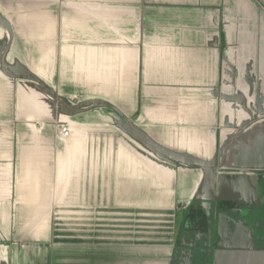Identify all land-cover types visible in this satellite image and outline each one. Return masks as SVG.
<instances>
[{"label":"crops","instance_id":"obj_1","mask_svg":"<svg viewBox=\"0 0 264 264\" xmlns=\"http://www.w3.org/2000/svg\"><path fill=\"white\" fill-rule=\"evenodd\" d=\"M0 17V264H189V209L264 216V0H0ZM227 219L209 263L264 264Z\"/></svg>","mask_w":264,"mask_h":264},{"label":"flooded vegetation","instance_id":"obj_2","mask_svg":"<svg viewBox=\"0 0 264 264\" xmlns=\"http://www.w3.org/2000/svg\"><path fill=\"white\" fill-rule=\"evenodd\" d=\"M259 177L261 180L260 184L264 185V173H260ZM260 188H261V190H263L262 192H264V186H260ZM218 202L215 204L214 208L209 206L208 217L206 214L207 208H205L204 206H202L203 209H202L201 213H200V211L197 213L196 210L193 208L189 209L185 213L180 231L182 234V233H185L184 230H188V234H189V235H187L188 246H187V248L184 249L187 258L191 255L190 250L192 249L193 245H194V247L197 246V248H199V249L204 247L201 245L202 243L207 245L206 240L208 239V236H209L208 235L209 234L208 228H211L210 229V232L212 234L211 242H212L213 246L209 250V253H208L209 256H207V259L204 258L205 260H209L210 255L213 254L214 249H215V247H217V244L221 238V237H218L219 224L227 218H228L227 220L232 221L231 218L237 219L238 217H240V220L242 222H243V220L245 221V219H247L248 222H251L254 225L258 224V228L264 226V216H262L257 211L256 212L253 211L254 214L252 212L251 213L250 212L248 213L247 211L244 212L243 205L239 204L238 202H229V201H225V202L221 201L219 203ZM246 210H248V209H246ZM210 213L212 214V216ZM256 214H258V215H256ZM248 215H249V217H247ZM208 220H209V222H208ZM217 222H218V228H216ZM239 226L242 227V225L240 223H239ZM262 231H264V229H262ZM196 232H201L202 236L199 238H196V236L194 235ZM259 236L260 237L262 236V238H264V233H262ZM254 238L256 239V237H254ZM256 240H259V239H256ZM261 241H263V240H261ZM203 249L206 250L205 248H203ZM205 252L206 251H204V254H205Z\"/></svg>","mask_w":264,"mask_h":264},{"label":"water","instance_id":"obj_3","mask_svg":"<svg viewBox=\"0 0 264 264\" xmlns=\"http://www.w3.org/2000/svg\"><path fill=\"white\" fill-rule=\"evenodd\" d=\"M0 23L3 25V26H5L7 29H8V31H10V27L8 26V24H7V22L6 21H4L1 17H0ZM59 102L60 103H62L63 102V104L62 105H64L65 107H68V108H70V110L71 111H78V110H80V108H79V106L76 104V105H72V103H70L69 101L67 102V100H66V98H63L62 100H60L59 99ZM92 105H95V106H106V107H110L112 110H114L117 114H118V116H120L121 117V121L122 122H125L126 123V125L129 127V129H130V127L133 129L132 131L134 132V134H135V137H136V139H139L140 141H143L146 145H148V146H150L151 148H152V150L153 151H155L156 153H159L158 152V150L156 149V147L154 146V145H151L147 140H142V136H140L139 135V133L137 132V130L136 129H134V126H133V124L130 122V120L128 119V118H126L123 114H122V112L120 111V110H118V108H116L115 106H113V105H110V104H106V103H104V102H95V103H93ZM170 161H172L171 159H170ZM205 208H207V212H206V214H207V217H208V215H209V212H208V207L209 206H211V202H207V201H204L203 202V204H202ZM231 220L232 221H230V223L233 225V227L234 228H239V227H241V226H239V223L242 225V227L244 228V229H246V231L247 232H249L250 233V236H251V239H252V242H254L253 241V239H254V236H253V231H254V229L255 228H257V226L258 225H254V224H252V223H249L248 221H247V219H245V221L243 220V222L240 220V217H238L237 219L236 218H231ZM208 222H209V220H208ZM210 229L211 228H208V231H209V236H208V239L206 240L207 242V245H205L204 243H202L201 245L202 246H204V247H202L201 249H199V248H197V246H195L194 247V245L192 246V249L190 250V260H188V262H189V264H209V260H205V259H207V256H209V250H210V248H212V242H211V239H212V234H211V232H210ZM256 239H259V240H261V239H264V238H262V236L260 237H256ZM219 246V245H218ZM203 248H205L206 250H204ZM214 249V248H213ZM204 251H206L205 252V254H204ZM205 258V259H204Z\"/></svg>","mask_w":264,"mask_h":264},{"label":"built area","instance_id":"obj_4","mask_svg":"<svg viewBox=\"0 0 264 264\" xmlns=\"http://www.w3.org/2000/svg\"><path fill=\"white\" fill-rule=\"evenodd\" d=\"M51 123H53L58 137H67L70 135V129L66 125L55 120L51 121Z\"/></svg>","mask_w":264,"mask_h":264},{"label":"rangeland","instance_id":"obj_5","mask_svg":"<svg viewBox=\"0 0 264 264\" xmlns=\"http://www.w3.org/2000/svg\"><path fill=\"white\" fill-rule=\"evenodd\" d=\"M51 121H54V120H50V122ZM56 121V120H55ZM59 122V121H58ZM53 124V123H52ZM72 219H75L74 221H75V223H78L80 220H79V218L77 217V218H72ZM168 220H170L171 221V218H167ZM148 224V223H147ZM153 224H157V225H159V224H162V223H159V221L158 222H155V223H153ZM164 224V223H163ZM167 224L169 225V227L172 225V223L170 222V223H168L167 222ZM138 235V234H137Z\"/></svg>","mask_w":264,"mask_h":264}]
</instances>
